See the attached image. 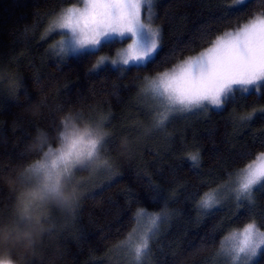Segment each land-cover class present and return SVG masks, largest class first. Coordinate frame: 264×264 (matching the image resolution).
<instances>
[{
	"label": "trees",
	"instance_id": "1",
	"mask_svg": "<svg viewBox=\"0 0 264 264\" xmlns=\"http://www.w3.org/2000/svg\"><path fill=\"white\" fill-rule=\"evenodd\" d=\"M81 2L0 0V232L17 238L0 242V257L12 264H243L220 247L249 222L264 231V181L243 203L231 196L207 211L197 204L239 180L264 152V116L242 119L264 108V87L158 127L151 114L159 107L141 94L146 77L264 13V0H152L155 58L143 67L100 69L96 61L128 39L94 54L61 55L53 47L61 33L46 37L51 21ZM76 113L79 127L94 119L110 135L96 162L61 171L60 193L49 195L29 169L59 146L61 120ZM197 151L193 164L187 157ZM140 211L161 218L137 259ZM248 264H264V247Z\"/></svg>",
	"mask_w": 264,
	"mask_h": 264
},
{
	"label": "snow or ice",
	"instance_id": "2",
	"mask_svg": "<svg viewBox=\"0 0 264 264\" xmlns=\"http://www.w3.org/2000/svg\"><path fill=\"white\" fill-rule=\"evenodd\" d=\"M149 0H84L83 8L68 7L51 21L49 31L67 29L70 35L58 44L59 53L66 54L69 49L90 50L93 54L114 42L131 39L127 50L117 52L118 58L101 56L94 69L111 63L113 66L143 67L155 58L159 50V32L153 31L141 22V11ZM246 0H234L235 5L243 6ZM148 81L145 91H151L167 112L191 111L208 105L220 108L237 91L249 93L252 89L264 87V13L254 16L235 32L228 31L209 41V46L195 56L187 57L172 68L158 73ZM254 114L264 116V108L253 109L242 119L251 120ZM167 119L159 115L154 126H160ZM83 120L80 113L68 115L61 120L60 139L62 147L49 148L44 153V162L36 165L37 170L48 172L63 165L70 167L73 157L92 159L104 149L109 133L103 131L102 122L88 119L83 127L77 122ZM199 152L190 153L188 159L196 164ZM258 163L250 164L242 170L243 174L235 189L236 200L243 203L251 199L253 186L264 181V153ZM108 164V161H103ZM50 174V173H49ZM219 189L204 193L197 207L205 211L217 206L215 197ZM160 215L150 217L156 225ZM135 231V230H133ZM150 235L145 232L141 242L135 246L137 259L148 249ZM229 247L226 251L233 261L251 260L264 246V231L255 222L247 224L242 231L233 232L226 238ZM0 264H10L9 259L0 257Z\"/></svg>",
	"mask_w": 264,
	"mask_h": 264
},
{
	"label": "rangeland",
	"instance_id": "3",
	"mask_svg": "<svg viewBox=\"0 0 264 264\" xmlns=\"http://www.w3.org/2000/svg\"><path fill=\"white\" fill-rule=\"evenodd\" d=\"M151 4H152V0H149V2L148 3H144L143 4V6H142V11H141V22L142 23H144V24H147L150 28H152V30L153 31H157V32H159L158 31V28L156 27V25H154L153 23H152V9H151ZM73 6H75V7H79V8H83V6H84V0H82V2H81V4H79V5H73ZM70 7H72V6H70ZM68 8V7H67ZM66 9V8H65ZM62 12V11H61ZM60 12V13H61ZM59 13V14H60ZM58 14V15H59ZM58 15H57V17L56 18H58ZM248 23V22H247ZM242 27V26H241ZM240 28V27H239ZM239 28H237L236 30H238ZM50 29V28H49ZM49 29L47 30V36L46 37H48V35H51L52 33H55V32H59V37L55 40V42L53 43V47H54V49H55V47H56V49L57 50H59V48H58V44H59V42L60 41H62V40H65V38H66V35H70V31L69 30H67V29H55V30H53V31H49ZM236 30H234V31H232V32H235ZM132 43V40L131 39H128L127 40V42L125 43V44H122V45H120L117 49H116V51L113 53V54H111V55H102V56H108V57H110V58H118V56H117V52L118 51H120L121 52V54H123V51L124 50H127V48H128V45L129 44H131ZM85 50H87V49H85ZM80 51H83V50H76V51H72L71 49H69V51L66 53V54H63V55H67V54H72V53H77V52H80ZM204 51V50H203ZM202 52V51H201ZM199 54V53H198ZM111 64V63H110ZM112 65V64H111ZM120 66V65H119ZM147 88V87H146ZM253 90V89H252ZM255 90H258V89H255ZM142 95V98H143V100L144 101H146L147 103H149V101H151V102H153V103H155V105L156 106H158L159 107V110L157 111V112H155V113H153V114H151V116H152V122H154L155 121V119L159 116V115H161V114H165L166 116H167V119H165L164 121H163V123H166L167 121H170L172 118H174L175 116H176V114H181V113H183V112H185V111H183V112H180V111H174V112H167L166 111V109H165V107L164 106H162L161 105V102L159 101V99L155 96V95H153L152 93H151V91H145L144 90V92L141 94ZM207 107H215V106H212V105H208ZM204 108H206V107H203V108H197V109H204ZM197 109H193V110H197ZM62 147V142L60 141V144H59V146L57 147V148H55V149H53L54 151L55 150H57V149H60ZM264 153V152H263ZM260 155V154H259ZM258 155V156H259ZM92 161H94V162H96V160L94 159V158H92V159H84V158H81V159H79V160H76L74 157H73V159H72V162H71V164H70V167L68 168V170L72 167V166H74V165H76L77 164V166H80V165H90V164H92ZM42 162H44V156H43V158L40 160V161H38V162H36L34 165H32L31 166V168L29 169V173L30 174H34V176L36 177V179H37V181H38V183L41 185V187L44 189V191L46 192V193H48L49 195H54V194H59L60 193V187H59V180H60V178L62 179V184H63V182L65 181V179L66 178H64V177H62L61 176V171H65L64 169V166L63 165H61V166H59L57 169H51L50 167H49V170H48V172H45V171H43V170H37L36 169V165H38V164H40V163H42ZM259 161L257 160V158L254 160V161H252L250 164H254V163H258ZM249 164V165H250ZM245 169V168H244ZM50 173V174H49ZM242 174H243V172L241 171L240 172V174H239V180H240V178H241V176H242ZM68 175H69V173H68ZM64 178V179H63ZM239 180H233V179H231L230 181H228L227 183H225L220 189H219V193H218V195L215 197L216 199H218L219 201H220V203L221 202H223L224 200H226L228 197H233L234 199H235V201H237L236 200V194H235V189L238 187V183H239ZM263 182V181H262ZM261 182V183H262ZM260 183V184H261ZM260 184H258V185H255V186H253V189H252V192H251V196H252V194H253V191L260 185ZM54 189V190H53ZM34 196L35 194L34 193H32V194H30V196ZM219 203V204H220ZM139 216H140V222H139V227H140V230H139V232H138V238H141L143 235H144V233L145 232H150L151 231V229H152V224H151V222H150V217H152V216H154V215H157L156 213H152V212H144V211H140L139 213ZM14 222H16V221H14ZM249 223H252V222H249ZM248 223V224H249ZM247 225V224H246ZM245 225V226H246ZM244 226V227H245ZM243 227V228H244ZM144 228V230H142ZM243 228L242 229H239V230H236V231H233V232H240V231H242L243 230ZM260 231H263V230H260ZM232 232V233H233ZM232 233H230L229 234V236L232 234ZM229 236H227V237H229ZM226 237V238H227ZM224 239L223 240V242H222V244H221V249L223 250V253L225 254V255H227V257L232 261V262H237V263H243V264H248L251 260H253V259H251V260H247V261H244L243 259H241V260H238V261H233V259H232V257H231V255L226 251V249L229 247V242L227 241V239ZM141 241H138V243L137 244H139ZM136 244V245H137ZM264 246H262L261 247V249L263 248Z\"/></svg>",
	"mask_w": 264,
	"mask_h": 264
},
{
	"label": "clouds",
	"instance_id": "4",
	"mask_svg": "<svg viewBox=\"0 0 264 264\" xmlns=\"http://www.w3.org/2000/svg\"><path fill=\"white\" fill-rule=\"evenodd\" d=\"M13 239H17V238H13L11 234L8 232H0V242H11ZM10 264H12L11 261Z\"/></svg>",
	"mask_w": 264,
	"mask_h": 264
}]
</instances>
